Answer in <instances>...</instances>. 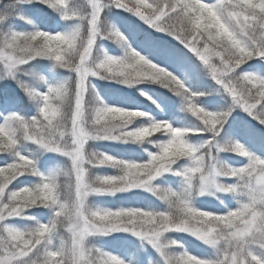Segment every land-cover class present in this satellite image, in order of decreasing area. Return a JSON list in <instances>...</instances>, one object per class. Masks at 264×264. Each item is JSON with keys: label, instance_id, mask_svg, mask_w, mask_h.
I'll list each match as a JSON object with an SVG mask.
<instances>
[{"label": "snow or ice", "instance_id": "6c2138e0", "mask_svg": "<svg viewBox=\"0 0 264 264\" xmlns=\"http://www.w3.org/2000/svg\"><path fill=\"white\" fill-rule=\"evenodd\" d=\"M13 2L17 6L44 5L60 13L63 19L77 23L64 32L35 28L0 32V64L25 95L39 105L31 118L10 113L0 123V154L13 156L12 162L0 164V264H125L117 256L99 250L93 255L86 247L89 235L113 232L131 233L147 240L160 252L164 264H264V158L245 151L239 142L216 143L234 108L242 109L264 125V78L236 72L254 57H264V0H110L116 8L134 14L195 54L232 98L231 105L221 112L197 106L195 95L175 75L149 63L130 48L123 58H93L99 37L123 39L115 29L101 31L103 0H89L91 11L87 14L72 7V0H10L7 5L0 3L4 12L0 22L18 14ZM19 18L26 19L22 15ZM38 58H47L54 62V67L74 72L75 79L50 84L45 91L20 81L14 70ZM96 76L127 85L144 80L159 82L183 97L184 110L202 123L189 129L152 120L147 126L131 129L129 125L143 117V112L108 106L99 97L97 106L89 109L87 97L94 91L89 77ZM190 131L207 133L211 139L193 145L186 139ZM156 133L169 138L158 142V150L149 153V159L143 163L85 150L90 139L143 142ZM22 142L68 157L70 167L63 172L42 174L34 159L17 150ZM213 149L234 151L246 156L248 163L239 168L217 169L212 163ZM180 158H187L188 166L174 171L172 166ZM99 166L117 168L119 174L93 177L90 168ZM168 172L183 177L180 191L153 184ZM25 174L40 180L31 187L9 188ZM217 176L232 178L235 183L217 184ZM137 188L164 200L167 209L110 210L86 205L90 194H115ZM209 188L238 193L244 199L235 210L224 214L197 210L191 205L194 191L204 194ZM32 207L51 208L54 215L47 223L37 222L30 230L4 223ZM58 229H63L65 236L53 247ZM169 231L188 233L219 249L218 254L206 258L185 250L170 255L165 249L176 242H161L163 234Z\"/></svg>", "mask_w": 264, "mask_h": 264}, {"label": "trees", "instance_id": "16d2710c", "mask_svg": "<svg viewBox=\"0 0 264 264\" xmlns=\"http://www.w3.org/2000/svg\"><path fill=\"white\" fill-rule=\"evenodd\" d=\"M10 0H3L7 5ZM35 11L28 12L29 6L7 17L4 22H0V32L32 31L35 29L60 32V26H67L64 31L70 30L77 21L66 20L60 13L45 7L44 5L34 4ZM72 7L81 12V4L77 0H72ZM0 14H4L0 9ZM22 15L26 19H20ZM30 21V22H28ZM70 21L72 23L70 24ZM67 23V25H66ZM60 25V26H59ZM101 31L115 29L123 39L104 38L95 42L93 48V58H102L104 55L123 58L129 50L136 51L143 56L149 63H154L158 67L175 75L177 79L184 84L195 95V103L199 107L212 112H221L226 110L232 103L231 97L225 93L221 86L209 74L207 68L183 45H180L173 37L163 33L154 34L140 23L135 17H131L113 6L110 1L106 11L101 14ZM264 57H254L241 65L236 70L238 74L254 73L264 78ZM0 68V123L4 122V117L10 113H18L24 118H31L38 112V102L29 99L24 91L18 86L17 81L4 73ZM17 78L25 84L36 87L40 91H45L50 84H56L65 81H72L76 74L68 69L54 67V62L47 58H38L20 66L15 72ZM43 77V80H39ZM92 89L88 94L89 109L97 106V97L104 104L112 107H119L130 111L143 112V117L136 118L129 128L135 129L141 126H147L152 120L166 121L174 128L195 129L201 125V121L194 117L190 112L184 110V99L176 95L168 88L163 87L159 82L144 80L132 85L123 84L116 80L102 79L99 76L89 77ZM127 86H131L127 90ZM201 93H203L201 95ZM169 137L161 133H156L143 142H121L115 140L90 139L85 145L87 153H105L116 159L132 161L136 163L147 162L149 153H154L158 149V142L166 141ZM68 139V138H67ZM152 142L149 143L148 140ZM186 139L193 145H201L211 139L207 133L195 134L190 131ZM217 142L221 145L229 141L239 142L245 151L264 158V125H261L252 116L240 108H234L227 120L223 124ZM17 150L24 155L30 156L35 160L38 170L47 175L51 172H63L70 167L69 160L58 154H44L39 146L31 142H22ZM220 165L230 168H236V163L245 161L243 155L234 151L220 153ZM13 160L11 153L0 154V164L10 163ZM187 158H180L172 167L178 171L185 167ZM90 174L96 175H117L119 169L111 166H99L90 168ZM181 176L173 174L164 176L157 180L154 185L160 188H168L173 191H180L178 180ZM40 177L30 174L20 176L9 186L10 189L31 187L38 183ZM102 199V201H96ZM243 199L241 196L229 194L222 199L215 208L205 207L196 204L191 200V205L197 210L211 211L214 214H224L228 210H235ZM86 205L93 209L119 210L127 208H140L142 210L164 211L167 209V203L154 194L144 195L141 192H135L130 195L121 194L114 198H109L105 194H90L87 197ZM54 215V211L48 207H32L20 217H13L4 223L17 227L21 230H30L37 222L47 223ZM65 236L63 229H58L52 241V246H58L60 239ZM168 241H175L170 255H175L181 251H188L202 257H210L205 252L194 249L193 246L179 238L169 237ZM93 255L97 250L103 253L115 255L125 261V264H151L153 262L152 252L147 246H143L137 251L124 244L123 237L116 238L113 243L103 245L96 242L92 247Z\"/></svg>", "mask_w": 264, "mask_h": 264}, {"label": "rangeland", "instance_id": "374dc122", "mask_svg": "<svg viewBox=\"0 0 264 264\" xmlns=\"http://www.w3.org/2000/svg\"><path fill=\"white\" fill-rule=\"evenodd\" d=\"M2 1L3 0H0V3H2ZM77 1H79L80 4H81V8H82L81 13L87 14V13H89L91 11L90 4H89V0H77ZM109 1L110 0H103L104 7L102 9L101 14L106 11L107 5H109ZM13 6L16 7V8H18V11L24 10L26 6H29L28 12L30 11V12L33 13L35 11L34 7H30V6H35L34 4H27V3H25V4H21V5H18L17 6L13 2ZM118 9H120V8H118ZM120 10L123 11L124 13H126L127 15H129L131 17H135L136 19H138L140 21V23L144 24L145 27L147 29H149L150 31H152L154 34H157V35L158 34L159 35H162L163 34L162 32L156 31L153 28H151L148 24H146L143 20H141L139 17L135 16L134 14H132V13H130V12L124 10V9H120ZM65 22H66V20H65ZM71 23H72V21H70V24ZM66 25H67V23H66ZM65 27H67V26H65ZM65 27L60 26V29H59L60 32H62L63 30H65L66 29ZM102 38H104V36L99 37L96 40V42L99 41ZM262 62L264 63V60H262ZM0 68H3L4 69V71H5L4 73L5 74L7 73V69H5V67H4L3 64H0ZM14 71L16 72L17 69L14 70ZM130 89H131V86H127V90H130ZM66 140H67V138H66ZM217 141L218 140H216V143L218 145H221ZM41 152H43L44 154H46V153L55 154V155L58 154V155H60V156H62L64 158H67V160H69V163H71V161H70V159L68 157H66V156H64V155H62L60 153L46 151V150H43V149H41ZM221 152L224 153V152H228V151H224V150L216 151L215 149H213L212 163L216 166L217 169H219V165H220V158H221L220 153ZM245 158H247V157H244V159ZM188 163L189 162L186 163L185 167L188 166ZM247 163H248V159H246L245 161L243 160L240 163H236V168L243 167ZM172 175H173L172 172L164 173V174L160 175L159 177H157L153 181V184L157 180H160L164 176H172ZM215 179H216V183L217 184H225V185H228V184L235 183V180L234 179H232V178H226V177H223V176H217ZM178 186H179V188L181 190V188L183 186V177L182 176L178 180ZM135 192H141L144 195H147V194H151L152 195L153 194L152 192L147 191V190H145L143 188H137V189H130V190L125 191V192H118V193H115V194H105V196H108L109 198H114L115 196H118V195H121V194H127V193H129L130 195H132V193H135ZM229 194H232L234 196H241L238 193H227V192L219 191V190H217L215 188H209V189L206 190V192L204 194H199L198 192H195L194 191L191 200L193 202H195L196 204H200V205L205 206V207L215 208V207L218 206V203L222 199H224L226 196H228ZM98 195H100V194H98ZM241 198H243V197L241 196ZM96 201H99L100 202V201H102V199H97ZM118 237H123L124 244L127 245V246H129V247H131V248H133V249H135L136 251L138 249H140L141 247H143V246L144 247L147 246L148 249L150 250V252H152V255H153V262L151 264H164V261H163V258L161 256L160 252L157 251V249L155 247H153V245L151 243H149L147 240H142V239L136 237L135 235H133L131 233H126V232H113V233H110V234H98V233L97 234H91L88 237H86L85 244H86V247L88 249H90L91 251H93L92 247H95L96 242L102 243L103 245H108L110 243H113V241H115L116 238H118ZM169 237L179 238L180 240H183V241L187 242L188 244H190L191 246H193L194 249H197L198 251L205 252L211 258H214L218 254V251H219V249L214 248L211 245L204 243L203 241H201V240L193 237L192 235H190L188 233L177 232V231H169L167 233H164L163 234V237L161 238V242L162 243H167ZM172 250H173V247L172 246H170V247H168V248L165 249V251L167 253H169V254L172 253Z\"/></svg>", "mask_w": 264, "mask_h": 264}]
</instances>
